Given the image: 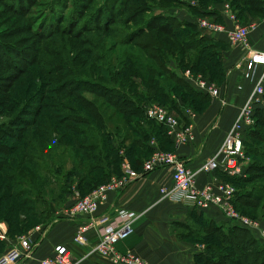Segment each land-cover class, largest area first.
I'll list each match as a JSON object with an SVG mask.
<instances>
[{"label": "rangeland", "instance_id": "374dc122", "mask_svg": "<svg viewBox=\"0 0 264 264\" xmlns=\"http://www.w3.org/2000/svg\"><path fill=\"white\" fill-rule=\"evenodd\" d=\"M181 1L196 2L201 5L200 0ZM234 1L239 2V0ZM27 2L30 10L18 12L6 7L0 1V143L8 147L14 144L20 145L16 154H12L15 160L11 162L12 155H7V163L13 165L10 173L16 172L19 179L23 178L26 181V185L15 183L13 180L7 181L8 192L12 191L15 194V191L24 188L31 193H25L19 198L14 195L8 201H3V206L0 207V219H3L9 206L15 207L17 217L19 210L29 215L25 211L28 207L37 209L36 211L43 209L45 206L40 203L41 198L52 199L49 219L42 220L40 217L28 216L30 225H38L47 221L53 223L56 219L64 217L62 208L66 196L60 194V186H65V182L64 184H61L62 181L56 182V178H60L55 177L53 173L60 172L67 176L70 171L78 176L77 171L80 174L85 173L89 167L100 164L104 157L103 152L106 148L103 146V140H107L105 136H102L103 130L97 126L90 113V108L86 107L84 102L95 104L108 122L107 128L111 132L107 136L112 142L116 141L120 154L125 153L121 154L123 155L122 163L126 157L133 168L138 170L139 167L133 163L136 157L146 153L144 160H147L155 150L172 152L155 147L151 153H147L143 150L144 148H137L132 160L128 155L132 142L138 139L139 143H146L150 136L148 131L159 133L161 128L155 124V121L153 123V120H148L145 113L139 116L142 117L139 119L118 112L116 106L108 101L109 98L101 95L105 93V90L100 85L94 86L92 90L93 87L88 84L74 85L75 81L86 80L110 88L117 85L124 93L142 99L141 97L145 95L142 92L143 87L146 89L147 86L146 80L152 77L159 81L158 87H161L164 95L166 93V97L160 96L157 91H152L154 89L149 86L151 91L147 98L151 99L150 102L165 105L177 115L173 109L176 98L195 109L194 100L196 101V98L192 90L198 91V88L183 75V72L191 69L195 76L200 75L215 84L220 83V74L217 71L222 61L221 49L228 43L207 35L197 27L175 29L166 21L158 23L159 25L165 23L164 25L175 33L173 36L154 31L161 39L167 40L163 53L159 50V52L152 49L147 50L138 46V41L142 40L130 33L146 25L151 17L160 15L168 17L172 13L177 15L176 7L179 3L176 0H132L130 3L134 8L140 9L139 11H132V8L129 11H118V7H123L120 3L116 6V10L113 8L107 10L109 9L107 6V9L99 11L100 5L105 7V0H60L59 2L57 0H28ZM217 2L220 1L204 0L201 6L205 8ZM51 5L55 9H50ZM181 8L187 9L183 6ZM239 13L241 14V11ZM177 39L195 43V48H185L177 42ZM198 50L201 52L198 53ZM150 53L157 60L150 58ZM149 69L155 73L150 74ZM174 72L185 79L183 81L188 87L177 84L169 78L168 74H174ZM142 80L145 82H139ZM33 103L41 107L39 114L35 117L39 124L26 125L24 128L27 130L23 132L22 126L20 127L22 120L19 116L24 111L25 118L33 119L31 110ZM76 115H81L92 124L61 123L59 120L62 116L66 119L68 116L75 117ZM131 120L136 121L134 126L128 124ZM11 121L17 124L12 125ZM144 121L147 124H144ZM5 122H9L14 128L5 125ZM256 125L254 130L246 134V144L251 147L249 149L252 152L256 153L255 156L247 152L248 163L253 159L264 162V116L258 119ZM117 127L119 130L116 132ZM5 129H9V135L2 132ZM77 129H87L88 135L93 133L99 136L93 138L86 134H79L76 132ZM144 133H148V138L144 136ZM65 134L67 136L61 142ZM17 135H22L21 141L16 139ZM123 138L127 140L123 142ZM74 139L92 144L86 150L92 158H83ZM94 144L95 149L91 148ZM23 151L33 157L31 160H26L27 174L25 171H16L18 165L16 158L19 160ZM3 153L0 152V157H6ZM81 159L84 161L82 162ZM29 172H31L30 176H28ZM75 178V176L70 177L66 186L71 189L75 187L78 190ZM46 184L52 191L44 186ZM252 184L259 186L252 189ZM39 185L43 186L40 188ZM248 185V189L261 195L262 199L254 206H243L239 211L252 219L263 221L264 176L253 180ZM6 191L7 188L4 193ZM5 208L7 209L4 210ZM184 230L187 231L188 228ZM202 234L192 235L194 237L192 240L200 242L206 249L208 243L221 244L215 246L217 249L215 252L210 253L212 262L218 258V264L243 263L241 260H236V257L241 259V256L235 250L225 247L224 253L225 245H222L218 239H207ZM233 242L238 245L239 240L233 239ZM256 242V251H251L253 258L264 250L262 237H259ZM2 248L0 244V250ZM260 256L262 258V255ZM208 260L209 258L206 257L203 261L208 264ZM261 261L264 264V259Z\"/></svg>", "mask_w": 264, "mask_h": 264}, {"label": "crops", "instance_id": "0c3cea01", "mask_svg": "<svg viewBox=\"0 0 264 264\" xmlns=\"http://www.w3.org/2000/svg\"><path fill=\"white\" fill-rule=\"evenodd\" d=\"M230 1L223 0L213 3L208 7H201L200 11L207 13L209 18L218 19L229 30L233 28L235 22L225 17L223 12L225 2ZM261 1L263 10L261 13H257L255 18L248 17L243 20V16L238 15V11L241 9L235 11L239 21L243 24L251 22L257 24L250 33L249 46L264 51V0ZM186 3L197 5L196 2ZM176 11L180 19L188 21L194 20L197 16V13L181 7H177ZM214 36L228 43L221 49L225 76L223 81L217 84L219 87L218 97H211L209 104L202 110L197 111L190 108L195 112L189 122L193 126L196 140L193 143L178 145L171 140L164 128H161L159 133L149 131L150 136L147 140V144L151 148L160 147L163 150L177 153L195 170L219 151L227 133L234 125L240 110L264 71V66H259L253 79L245 78L234 65L247 52L248 47L230 44L226 32L216 33ZM183 116L186 118L184 122H187V115L183 113ZM138 148L140 149V147ZM121 154L125 153L121 152ZM145 155L146 153L135 158L139 160L136 163L137 166H141ZM125 159L127 158L125 157ZM172 174L171 167L160 168L146 174L120 192L110 191L107 201L99 207L97 214H114L115 210H125L136 213L138 216L133 223L134 231L118 244L121 251H132L151 264H199L198 258L201 254L206 253V247L200 242L192 240L194 238L192 235L195 234L190 233V230H195L203 223L226 225L224 216L217 207L195 212L181 203L163 197L161 188L173 185ZM222 176L218 171H200L197 175V184L202 186L215 177ZM79 195H81L80 191L75 187L71 193H67L62 208L64 216L67 208L76 201ZM87 219V215H79L75 219L68 217L57 219L51 223L46 236L37 243L33 254L30 257L19 259L16 264H40L43 259L54 254L55 247L59 244L67 246L72 251L78 264H112L108 257L95 250L98 239L96 228L86 231L84 243L74 241L78 226ZM0 223L7 232V239L3 241L4 245L0 250V258L15 247L22 249L20 241L23 235L31 234L33 239H38L40 235V231L35 229L36 225L25 233L10 236L7 224L3 221ZM184 228H188V230L186 231Z\"/></svg>", "mask_w": 264, "mask_h": 264}, {"label": "built area", "instance_id": "2783aa9c", "mask_svg": "<svg viewBox=\"0 0 264 264\" xmlns=\"http://www.w3.org/2000/svg\"><path fill=\"white\" fill-rule=\"evenodd\" d=\"M223 13L225 17L234 20L235 24L232 29L227 30L224 23L208 16L198 15L194 18V22L206 34L226 32L230 44L248 47L247 52L239 58L234 67L240 70L245 78L253 79L257 68L264 66V51L249 46L250 33L257 24L240 22L230 2H225ZM183 75L198 90L208 93L213 98L219 96L217 84L200 75H193L191 69H186ZM261 107H264V71L240 110L234 125L227 133L219 151L208 158L199 169H193L175 152L155 150L147 160L143 161L140 170L134 169L130 161L125 159L121 165L120 175H113L107 182L97 186L88 194L79 195L74 204L67 208L64 217L69 219H75L79 215L88 216V219L78 226L74 241L84 243L86 231L96 228L98 239L95 250L108 257L112 264H151L132 251L124 252L118 248V244L134 231L133 223L138 217L136 213L125 210H115L114 214L97 213L99 207L107 201L110 191L120 192L146 174L166 167H171L173 170V185L161 188L163 197L196 211L217 207L225 221L239 224L251 231L257 238L262 237L264 240V220L252 219L237 209L234 203L237 190L232 182L222 177H215L205 185L197 184V175L200 171H218L229 177L245 175L248 158L244 133L247 128L255 125L256 111ZM183 113L187 115V122L163 104L149 102L145 106L147 119L163 125L169 137L178 145L193 143L196 140L193 126L189 122L195 112L190 108H185ZM51 223L35 227L37 231H40L38 239H33L31 234L23 235L20 241L22 249L13 248L7 255L0 258V264H16L19 259L30 257L37 243L46 236ZM6 239L7 232L0 223V240ZM40 264H78V261L67 246L59 244L56 245L54 254L43 259Z\"/></svg>", "mask_w": 264, "mask_h": 264}, {"label": "trees", "instance_id": "16d2710c", "mask_svg": "<svg viewBox=\"0 0 264 264\" xmlns=\"http://www.w3.org/2000/svg\"><path fill=\"white\" fill-rule=\"evenodd\" d=\"M1 2L4 3V5L6 7H9L10 9H12L13 11H29L30 8L28 7V0H0ZM58 2L60 0H57ZM66 1V0H65ZM92 1V0H91ZM132 0H105V7H103L102 5L99 6V11H103V9H107V6H109V9L107 10H111L112 8L114 10H116V6L120 3L123 7H118L117 10L118 11H129L131 8L133 9L132 11H139L140 9H136L134 8V6H132V4L130 3ZM177 3H179L178 5L181 7H186L188 10L197 13L198 15H202V16H208L207 13L200 11L201 7L203 6L202 3L204 2V0H200L201 5L197 4V5H192L189 3H186L184 1L181 0H176ZM218 1H223V0H218ZM231 6L233 7L234 10L237 9H241V14L239 13L240 11H238V15L243 16L244 19L248 18V17H252L255 18V16L257 15V13H261L263 10L262 8V1L261 0H239V2H235L234 0L230 1ZM27 5V7H25ZM178 6V7H179ZM50 9H55L54 6H49ZM177 8V7H176ZM204 8V7H202ZM253 12V13H251ZM135 13V12H133ZM251 13V14H250ZM217 21H219L218 19H215ZM168 24H171L175 29L178 28H184V27H189V28H198V26L196 25V23L194 22V20L192 21H188L185 19H180L178 17V15H176L175 13L168 15V17H165L164 15H160L159 17H151L149 21H147V24L138 28L137 30H134L132 33H130V35H134L136 38H140L142 41H138V46L147 49V50H156V51H160V52H164L165 51V44L167 42L166 39H161V37L156 34L154 31L157 32H162L165 35H170L173 36L175 33H172L171 29H168L167 25H164L165 23H161L159 25L158 22H166ZM220 22V21H219ZM156 23H158V25H156ZM173 28V29H174ZM199 29V28H198ZM200 30V29H199ZM208 35V34H207ZM209 36H214V34ZM130 37V36H129ZM186 40H188V38H186ZM186 40H180L177 39V42L179 44H181L183 47L185 48H195L194 44L195 43H187ZM223 48V47H222ZM158 51V52H159ZM182 51V50H180ZM201 52L198 50V53ZM182 53V52H181ZM152 53H150L149 57L157 60L155 56L151 55ZM222 60V59H221ZM219 69L217 72H219V76H220V81L222 82L225 76V69L223 67V63L222 61L219 63ZM149 73L153 74L155 73V71H153L152 69H149ZM168 74V73H167ZM179 74V73H177ZM169 78H171L172 80H174L177 84L183 85L188 87V85H186V83L183 81L185 79H183L182 77H180L179 75H176V73L174 72V74H168ZM209 80V79H208ZM84 81V82H83ZM210 81V80H209ZM139 82H145V80L139 81ZM147 86L146 89L145 87H143V94L144 97H141L142 99H137L138 97H133L128 95L127 93H124L122 91V89L120 87H117V85H114L112 88L107 87L105 85H101V84H97V83H91L88 82L86 80H78L75 81L74 85H91V87H93L92 90H94V86H101V88H104V92L103 94H101L102 96H107V98H109V102H111L113 105L116 106V108L118 109V112L127 115L129 117H138L139 119H141L144 113H145V106L151 101V99L147 98V96L150 95V91L151 89L149 88V86H152V88L154 90L152 91H157L159 93L160 96H164L166 97V93L164 95V91H162L160 88L158 87L159 85V81L155 80L154 78L150 77L146 80ZM148 90V91H147ZM96 91V90H95ZM93 91V92H95ZM110 92V93H108ZM194 92V96L196 98V101L194 100V108L193 110H202L204 109L210 102L211 97L208 93L204 92V91H200L198 90L197 92ZM84 102V100H83ZM86 107L90 108V113L92 114L93 120L95 121V123L97 124V126L99 128H101L103 130L102 136H105V140H103L104 143V147L106 148L105 152H103L104 157L101 159V163L100 164H94L93 166L89 167L85 173L80 174L77 171L78 176L73 175L70 171L68 172L67 176L63 173L57 172V173H53L55 174V177H59L60 179L56 178V182L62 181L61 184H64L65 182V186L61 185L60 188V194L66 196L67 193H71L72 189L70 187H67L66 184L67 182L70 180V177L73 178V176H75V182L77 183L76 187L78 188V190L80 191V194L82 195H86L89 192H91L94 188H96L97 186L107 182L113 175H120L121 174V162H122V155L120 154V150L118 148V145L114 144V142H112L111 138H109L107 135L110 134V130L109 128H107L108 126V122H106L103 114L101 113V111L97 108V106L93 103H89V102H84ZM33 113H32V117L33 119H27L24 117V111L23 113L19 116L22 120V124L20 125V127L22 128V131H26L27 129L24 128L26 125L29 126H34L36 124H39L37 122V117L36 115L39 114V110L41 107H39V105H32L31 107ZM185 108H191L189 106H187L186 104H184L180 99L176 98L175 101V107H173V109H175V112L182 118V120L184 121V116H183V109ZM192 109V108H191ZM261 116H264V107L258 108L256 111V123L253 127L247 128L245 133H244V144H245V150H246V154L251 153V154H255L256 153L252 152L250 146H248L246 144V134L249 131H252L255 129V127L257 126L256 124L258 123V119H260ZM25 118V119H24ZM35 118V119H34ZM147 118V117H146ZM64 119V120H63ZM138 119V120H139ZM61 123L64 122H80L83 124H92L90 123V121L86 120V118H83L81 115H76L75 117H67L66 119L64 118V116H62L60 119ZM111 120V118H110ZM149 120V119H148ZM10 122V121H9ZM9 122H5V125L7 124V126H9L10 128H14L12 127V125L17 124V122H13L12 125L9 124ZM136 121L131 120L128 122V124H133ZM146 121H144V124ZM148 122V121H147ZM150 123V122H149ZM154 123V121H153ZM155 124H157L160 128H164L165 127L157 122H155ZM6 126V127H7ZM70 128L71 126L68 125ZM132 126V127H133ZM19 127V128H20ZM4 129V127H2ZM9 129H5V131H2L4 133H6L7 135L10 134V131H8ZM119 130V128L117 127L116 132ZM166 130V129H165ZM77 133L79 134H86L87 136L93 137V138H97L99 135L97 134H93L91 133V135L87 134V129H77L76 130ZM149 133V131H148ZM148 133H144V136L146 138H148ZM150 135V134H149ZM22 135H17L16 139L17 140H22L21 138ZM67 134L64 135V137H62V140H64L66 138ZM57 140V139H56ZM127 140V138H123V142ZM172 140V139H171ZM75 142V145L77 147V149L79 150V152H81V154H83V158H92L90 157L87 153L88 151L87 148L89 146H92V144H87L84 142H81L79 140L74 139L73 140ZM173 141V140H172ZM106 142V143H105ZM140 140L136 139L134 142H132L131 146H129V153L128 154L131 159L133 160V158L135 157V150L140 147L141 149L144 148L143 150H145L147 153H151V151H153V148L150 147V145L147 144V142H142L139 143ZM19 144H14L8 147V145L0 143V152H4L3 154L6 155V157H0V207L3 206V201H8L10 198L14 197V195H16V197H21L22 195H24L25 193H31L30 191H28V189H24V188H20L17 191H15L16 193L14 194V192L10 191L8 192V187H7V181L9 180H13V182L18 183V184H22V185H26V181L22 178L19 179L18 178V174L16 172H12L10 173V168H13V165L7 163V155L11 156L12 154H16V152L19 150ZM93 149H95V144L93 145V147H91ZM112 152V153H110ZM131 152H133V154H131ZM11 154V155H10ZM114 154V155H113ZM11 162H13L14 159V155H12L10 157ZM33 159L32 155H29L26 151H23L21 153V158L18 160L16 158V162H17V168L16 171H25V165H26V160H31ZM81 161L83 162L84 160L81 159ZM139 160H136L133 162L135 166H137V162ZM144 161V160H143ZM142 161V163H143ZM141 163V166H142ZM141 166L139 165L138 170L141 169ZM8 170V171H7ZM25 173L27 174V169L25 171ZM24 174V173H23ZM31 175V172L28 173V176ZM223 175V174H222ZM264 176V162L262 161H258V160H254L250 161V163H247L245 166V175L244 176H238V177H229V176H225L223 175L222 178L232 182L235 186H236V195H235V199H234V203L237 207L238 210H241L240 208H242L243 206H254L255 204L258 203V201H260L262 199L261 195L256 194L252 191H250L248 189V184H251L253 182V180H257L259 178H262ZM54 177V176H53ZM54 177V178H55ZM74 180V179H73ZM43 185H39L38 187H42ZM46 186V188L48 189L49 187H47V184L44 185ZM256 186L259 185H255L252 184V189ZM7 188V191L4 193V190ZM50 189V188H49ZM52 191V189H50ZM50 191V192H51ZM49 192V193H50ZM85 193V194H84ZM39 196V195H37ZM40 203L43 204L45 207H43V209H40L39 211H36L37 209H30V207L25 208V211L29 213V215L34 216V217H40L42 220H46L49 219V212L51 211V205H52V199H40ZM7 208H5L4 210H6ZM33 210V211H30ZM192 210V209H191ZM15 207L14 206H9V208L7 209V212L3 215V219H0V221H3L7 224L8 227V235L10 236H15L21 233H25L27 231H29L32 227L34 228L36 225L31 224L30 225V220H28V216L26 213L23 212V210H19V215L16 217L15 215ZM197 212L196 210H192ZM23 215V217L21 218V216ZM52 219V218H51ZM50 219V220H51ZM226 223L225 224H221V225H216V224H209V223H203L200 224L199 226L196 227L195 230H192V233H194L195 235H201L207 238V239H211V238H215L218 239L222 245L224 246V253H225V247H229L232 250H235L240 256L241 259L236 257V260H241L243 263L242 264H263V262L260 260L264 259V250H261L260 255H262V258L260 255L256 254V257L253 258L252 257V252L251 251H256L257 245H256V240L258 239L251 231H249L248 229H246L245 227L236 224V223H229L227 221H224ZM50 223L49 221H47L46 223L43 224H47ZM198 228V229H197ZM191 231V230H190ZM233 239H238L239 243L238 245H236L233 242ZM0 244L3 247V240H0ZM218 245H221L220 243ZM216 243H208L207 244V249H206V253L201 254L200 257L198 258V262L199 264H207L204 260V258L208 257L209 258V262L208 264H218L219 259H214V261L212 262V258L210 256L211 252H215L217 249L215 248ZM218 248V247H217ZM219 248H222L219 246ZM258 250V249H257ZM258 252V253H259ZM261 258V259H260Z\"/></svg>", "mask_w": 264, "mask_h": 264}]
</instances>
